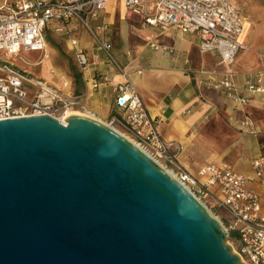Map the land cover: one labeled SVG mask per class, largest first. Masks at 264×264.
Returning a JSON list of instances; mask_svg holds the SVG:
<instances>
[{
    "label": "water",
    "instance_id": "obj_1",
    "mask_svg": "<svg viewBox=\"0 0 264 264\" xmlns=\"http://www.w3.org/2000/svg\"><path fill=\"white\" fill-rule=\"evenodd\" d=\"M227 235L111 124L0 119V264H246Z\"/></svg>",
    "mask_w": 264,
    "mask_h": 264
},
{
    "label": "built area",
    "instance_id": "obj_2",
    "mask_svg": "<svg viewBox=\"0 0 264 264\" xmlns=\"http://www.w3.org/2000/svg\"><path fill=\"white\" fill-rule=\"evenodd\" d=\"M128 11L143 24L159 29L172 27L198 35L200 51H216L226 66L212 86L235 101L242 111L232 124L242 132L256 134L255 120L242 107L251 95H259L264 112V74L253 73L242 84L237 83L231 68L239 51L247 46L239 39L246 17L234 0H123ZM108 0H0V119L48 114L64 123L66 113L78 103L70 92L71 80L57 73L55 84L29 70L39 66L46 55L47 32L63 36L69 42L77 67L85 72L89 55L78 46L71 24H77L93 39L94 52H103L123 74L116 84V111L110 123L118 124L123 133L167 170L207 207L217 206L225 214V229L237 241L236 253L246 264H264V153L251 160V171L241 173L224 161H209L196 171L179 160L183 145L163 137L160 119L148 112L146 105L126 71L111 54L107 23L96 20ZM38 51L35 61L26 53ZM63 76V77H62ZM105 81L106 78L103 77ZM99 81L92 78L91 87ZM251 184L261 185L262 193Z\"/></svg>",
    "mask_w": 264,
    "mask_h": 264
},
{
    "label": "crops",
    "instance_id": "obj_3",
    "mask_svg": "<svg viewBox=\"0 0 264 264\" xmlns=\"http://www.w3.org/2000/svg\"><path fill=\"white\" fill-rule=\"evenodd\" d=\"M100 21L108 25L112 57L123 67L138 89L150 115L160 119L159 127L163 137L181 143L184 151L189 148L195 152L196 129L211 122L214 116H223L233 129L242 134V143L248 145L246 146L250 156L241 159L244 151L240 155L237 151L231 163L222 158L210 161H224L238 172H250L252 158L264 153V112L259 95H251L248 104L242 108L255 120L259 131L249 134L233 126V118L242 114L239 105L212 86L215 79L226 69L220 62L218 53L200 51L197 33L181 32L172 27L159 29L143 24L138 16L128 11L123 0H108L106 8L96 20ZM70 27L77 37L78 46L89 55L90 62L87 71H80L81 78L76 82L83 83L88 88L85 102L92 106V110L100 118L108 117L113 107L116 110V84L124 80L123 74L108 60L105 53L94 52L93 39L87 31L77 24H71ZM110 27L116 28L115 33ZM251 30L250 27L246 37H239L246 46L250 41ZM77 33H83L84 39L79 38ZM254 44H257L256 40ZM47 45L50 51L45 49L46 55H52L50 69L53 67L59 74L55 50L48 43ZM246 50L247 48L239 51L231 65L239 84L258 70H262L264 74V56L259 62L244 53ZM45 75V80L58 84L49 73L46 72ZM103 77L106 78L105 81ZM92 78L99 81L97 87H91ZM103 105L106 109H102ZM191 156L196 158L200 155ZM240 161L244 166L243 170L234 165ZM202 164L204 163L191 167V173L195 174ZM251 186L262 193L261 185Z\"/></svg>",
    "mask_w": 264,
    "mask_h": 264
},
{
    "label": "rangeland",
    "instance_id": "obj_4",
    "mask_svg": "<svg viewBox=\"0 0 264 264\" xmlns=\"http://www.w3.org/2000/svg\"><path fill=\"white\" fill-rule=\"evenodd\" d=\"M239 4L246 16V21L251 23V37L247 45V50L244 53H247L251 58H254L256 61H261L264 57V0H234ZM80 28V27H78ZM111 28V31L115 33L116 28ZM88 33V32H87ZM78 34V33H77ZM83 34V33H82ZM79 33L77 36L84 39V35ZM47 35L50 37V42L47 40V43L51 48L55 50L54 55L57 57V71L60 72L66 78H70L73 83H71L70 92L78 96L77 105L72 108V111H77L78 113H84L86 110L94 112L92 106L88 105L85 102L87 87L83 83L76 82L73 73L75 71L80 72L77 67L74 59V54L72 48L63 36L56 35L53 33L47 32ZM257 41L255 45L254 42ZM254 41V42H253ZM52 42V43H51ZM253 42V43H252ZM112 53L114 50L112 49ZM41 57V52L34 51L25 54V58L29 61H35ZM263 57V58H262ZM262 58V59H261ZM52 61V55L44 56L42 63L39 66L29 65V70L35 72L36 74L42 76L46 79L45 73H49L52 78L61 83V78L56 75V73H51L49 71L50 66L49 62ZM112 62V61H110ZM113 63V62H112ZM114 64V63H113ZM61 68V69H60ZM48 81V80H47ZM50 82V81H49ZM102 109H106V106H102ZM95 113V112H94ZM96 114V113H95ZM118 114L114 107L111 110V114L108 117L101 118L105 123L111 124V116ZM97 115V114H96ZM98 116V115H97ZM99 117V116H98ZM100 118V117H99ZM227 118L220 116H214L211 122H208L206 125H203L196 129L197 144L195 152L191 149L185 148L183 145V152L179 155L180 162L189 170L191 167H195L198 164L208 162L210 160H216L222 158L227 162H232L233 155H236L237 151L243 155L240 157L245 158L249 157L250 153L247 149L248 145L242 143L241 136L242 134L233 129L226 120ZM114 128H117L123 132V128L118 124H111ZM236 128V127H235ZM247 145V146H246ZM191 155H200L194 158ZM238 155V154H237ZM234 163V162H233ZM235 167L239 170H243L244 166L240 162L234 163ZM222 222L225 226V214L214 205H209L208 207ZM228 234V233H227ZM228 243L232 245L233 251L236 252L238 241L231 235H227Z\"/></svg>",
    "mask_w": 264,
    "mask_h": 264
},
{
    "label": "bare ground",
    "instance_id": "obj_5",
    "mask_svg": "<svg viewBox=\"0 0 264 264\" xmlns=\"http://www.w3.org/2000/svg\"><path fill=\"white\" fill-rule=\"evenodd\" d=\"M250 27H251V23L250 22H245V24H244V28H243V31H242V33H241V38H244V37H246L247 36V34H248V32H249V29H250ZM46 49L48 50V51H50V48L48 47V45L46 44ZM71 113H78L77 111H72V110H70V111H68L67 113H66V116L67 115H69V114H71ZM81 114H86V115H88V116H90V117H93V118H95V119H98V120H100V121H102V122H104L101 118H99L94 112H92V111H89V110H86L84 113H81ZM65 121V120H64ZM117 131H119L120 133H122L124 136H126L129 140H131L133 143H135L134 141H133V139L129 136V135H127L126 133H123V132H121L120 130H118L117 128H115ZM168 171L171 173V175H173L174 176V174L172 173V171L170 170V169H168ZM175 177V176H174Z\"/></svg>",
    "mask_w": 264,
    "mask_h": 264
},
{
    "label": "trees",
    "instance_id": "obj_6",
    "mask_svg": "<svg viewBox=\"0 0 264 264\" xmlns=\"http://www.w3.org/2000/svg\"><path fill=\"white\" fill-rule=\"evenodd\" d=\"M47 37H48V35H47ZM46 37V38H47ZM47 40H49V42H50V37L49 38H47ZM52 43V42H51ZM81 75H80V72H78V71H75L74 73H73V77H74V79H75V81H79L80 80V77Z\"/></svg>",
    "mask_w": 264,
    "mask_h": 264
}]
</instances>
